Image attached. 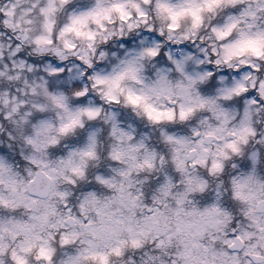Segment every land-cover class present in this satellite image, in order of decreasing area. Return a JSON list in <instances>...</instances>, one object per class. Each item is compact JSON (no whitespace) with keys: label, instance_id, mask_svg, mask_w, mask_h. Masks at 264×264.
<instances>
[{"label":"clouds","instance_id":"9594fccd","mask_svg":"<svg viewBox=\"0 0 264 264\" xmlns=\"http://www.w3.org/2000/svg\"><path fill=\"white\" fill-rule=\"evenodd\" d=\"M0 264H264V0H0Z\"/></svg>","mask_w":264,"mask_h":264}]
</instances>
